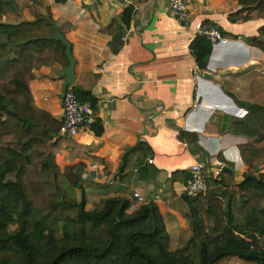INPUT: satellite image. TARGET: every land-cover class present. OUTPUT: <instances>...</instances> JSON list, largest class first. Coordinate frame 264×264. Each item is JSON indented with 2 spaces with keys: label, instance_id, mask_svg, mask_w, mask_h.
Instances as JSON below:
<instances>
[{
  "label": "crops",
  "instance_id": "1",
  "mask_svg": "<svg viewBox=\"0 0 264 264\" xmlns=\"http://www.w3.org/2000/svg\"><path fill=\"white\" fill-rule=\"evenodd\" d=\"M185 2L190 13L186 24L173 17L165 0H33L20 20L34 22L51 13L72 46L74 86L97 99L101 136L92 127L76 138L52 143L63 189L77 202L84 193L88 210L112 198L128 200L130 213L155 204L172 251L183 248L193 235L184 196L190 167L197 159L219 162L221 155L228 171L208 193L221 195L241 183L247 167L239 147L253 139L234 134L233 125L248 117L240 103L264 106V53L250 44L264 18L247 21L244 12L232 20L243 9L237 0ZM129 6L134 14L124 29L123 45H112L120 15ZM204 23L237 37L223 35L229 44L213 47L208 71L218 81L198 72L190 51L197 26ZM64 66L36 70L30 83L36 106L59 121ZM181 131L196 134L198 142L179 140ZM134 193L147 202L139 204Z\"/></svg>",
  "mask_w": 264,
  "mask_h": 264
},
{
  "label": "trees",
  "instance_id": "2",
  "mask_svg": "<svg viewBox=\"0 0 264 264\" xmlns=\"http://www.w3.org/2000/svg\"><path fill=\"white\" fill-rule=\"evenodd\" d=\"M237 1L243 9L232 14V20L244 12L247 21L264 18V0ZM32 2L0 0V264H264V171L259 167L264 145L256 144L264 139L257 129L264 124V106L240 103L248 117L233 125L234 134L253 139L239 147L247 167L243 181L221 195L185 197V218L193 235L183 248L172 251L155 204L130 213L128 200L112 198L88 210L84 193L77 202L63 189L52 149L62 120L36 106L30 83L36 70L69 63L65 46L51 39L57 32L51 13L34 22L20 21ZM133 14L129 6L120 15V31L112 45H123ZM250 44L264 53V26ZM190 51L198 72L209 73L212 43L197 35ZM71 90L96 111L94 96L78 86ZM93 131L103 134L100 122ZM178 138L198 142L196 134L185 131ZM218 160L229 166L221 155ZM32 166L37 170L29 172ZM225 175L209 180L208 187Z\"/></svg>",
  "mask_w": 264,
  "mask_h": 264
},
{
  "label": "built area",
  "instance_id": "3",
  "mask_svg": "<svg viewBox=\"0 0 264 264\" xmlns=\"http://www.w3.org/2000/svg\"><path fill=\"white\" fill-rule=\"evenodd\" d=\"M167 7L173 17L180 23L186 24L190 19V13L185 0H165ZM197 35L206 37L214 46L228 45L229 39L225 38L219 28L215 25L204 27L197 26ZM196 35V36H197ZM103 72V70H101ZM63 117L58 136L61 138H76L79 134L92 129L97 122L94 108L90 103L81 102L75 93L68 88L64 98L61 99ZM150 163L152 161L150 160ZM224 165L220 162L209 163L202 159H197L190 167V178L186 182L184 196L194 199L205 196L208 192V181L217 179L222 173ZM115 181H109L108 185H114ZM133 198L139 204L147 201L140 194L134 193ZM158 199V197H155Z\"/></svg>",
  "mask_w": 264,
  "mask_h": 264
},
{
  "label": "water",
  "instance_id": "4",
  "mask_svg": "<svg viewBox=\"0 0 264 264\" xmlns=\"http://www.w3.org/2000/svg\"><path fill=\"white\" fill-rule=\"evenodd\" d=\"M48 22L50 24H55L51 19H48ZM52 40L61 42L65 48V55L67 57L68 66H64L63 67V74L61 76V79L64 80L63 85H62V91H61V99L64 98L68 88L73 87L76 83V72H75V67H76V60L73 57V53H72V46L70 44V42L66 39V37L62 34V32L60 31V29L57 27V32L56 34L51 37ZM203 77L207 80H212V81H218V77H215L214 75L210 74V73H205L203 74ZM228 171V167L225 166L222 169L223 173H226Z\"/></svg>",
  "mask_w": 264,
  "mask_h": 264
},
{
  "label": "rangeland",
  "instance_id": "5",
  "mask_svg": "<svg viewBox=\"0 0 264 264\" xmlns=\"http://www.w3.org/2000/svg\"><path fill=\"white\" fill-rule=\"evenodd\" d=\"M257 129H258V131H260V134L261 135L264 134V124H263V126H259ZM256 144H258V145H264V139L261 142L256 143ZM260 165H262V167L259 166L260 169L264 170V162L263 161L260 163ZM36 170H37V167L36 166H32V167H30L29 172H34Z\"/></svg>",
  "mask_w": 264,
  "mask_h": 264
}]
</instances>
